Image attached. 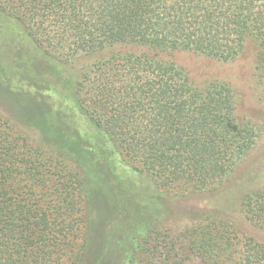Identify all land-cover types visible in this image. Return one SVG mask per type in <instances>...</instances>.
Instances as JSON below:
<instances>
[{
	"label": "trees",
	"instance_id": "trees-1",
	"mask_svg": "<svg viewBox=\"0 0 264 264\" xmlns=\"http://www.w3.org/2000/svg\"><path fill=\"white\" fill-rule=\"evenodd\" d=\"M11 27L60 76L73 68V109L97 142L66 136L31 103L35 85L29 100L6 89L33 126L0 113V264H84L103 201L88 173L98 151L125 177L148 176L161 199L208 202L180 228L163 229L159 213L129 230L134 253L158 264H264V244L241 225L264 231V185L240 188L232 205L210 203L257 142L251 125L231 127L235 85L219 67L243 63L264 86V0H0V43ZM183 52L214 68L197 81L163 58Z\"/></svg>",
	"mask_w": 264,
	"mask_h": 264
},
{
	"label": "rangeland",
	"instance_id": "rangeland-1",
	"mask_svg": "<svg viewBox=\"0 0 264 264\" xmlns=\"http://www.w3.org/2000/svg\"><path fill=\"white\" fill-rule=\"evenodd\" d=\"M5 31L10 34V38L0 43V113H8L11 117L20 119L28 127L33 126L32 121L28 119L26 123L24 122L22 115L25 108L14 102L6 89H13L20 93L22 90V93H27V96L23 98L29 100L28 91L35 85L37 95L33 97L34 102L31 103L43 104V110L47 108V114H44L49 115L52 121L59 124L67 133L66 136L72 137L73 132L78 130L80 134L88 138L86 141H91L90 143L95 147L97 141L91 132L92 127L84 118L79 119L73 109V90L69 85L71 83L68 84L73 68L65 67L66 71H62L63 76H60L55 63L41 56L31 41L22 37L20 29L11 27ZM163 58H170L183 66L197 81L204 77L205 71L211 72L214 68L212 61H205L190 53H176L172 57L164 56ZM242 64H233L231 67L223 65L224 68L219 67V73L224 74L221 76H226L235 85L236 110L231 127L236 128L245 123L251 125L258 133L257 142L248 156L238 164L230 181L222 186L225 187L224 192L210 200L213 205L216 203L232 205L240 188L243 190L264 185V86H256L252 77L248 75V68L246 70ZM229 73L233 74L231 78L230 75H226ZM32 105L29 111H33ZM16 114L19 116L16 117ZM86 145L88 146L89 143ZM98 152L101 156L99 165L88 173L98 178L92 190L99 193L103 201L95 204L94 210L97 213L91 218L92 233L85 251L84 264H126L131 255L134 264L149 262L158 264L156 259L134 253L133 243L127 242L123 236L129 235L130 231L133 233L135 226L139 227L140 223L148 222L149 219L153 220L159 213H161L160 222L163 229L180 228L189 218H192V215L205 210L208 202L200 199L192 201L161 199L160 193L153 190L148 176H139L132 172L130 177L128 174L125 177V170L115 158L103 151ZM121 179L126 182H121ZM231 186H234L233 191L229 190ZM166 207L176 212L172 216L169 215L170 219L162 216ZM241 225L245 233L264 244V231L245 222ZM100 236L104 239L107 237L102 254L99 246Z\"/></svg>",
	"mask_w": 264,
	"mask_h": 264
}]
</instances>
